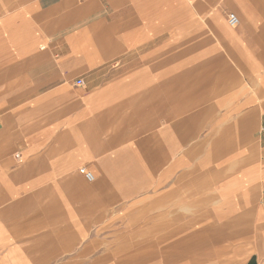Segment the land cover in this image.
Instances as JSON below:
<instances>
[{"label": "crops", "instance_id": "1", "mask_svg": "<svg viewBox=\"0 0 264 264\" xmlns=\"http://www.w3.org/2000/svg\"><path fill=\"white\" fill-rule=\"evenodd\" d=\"M135 213L264 264V0H0V264H143Z\"/></svg>", "mask_w": 264, "mask_h": 264}, {"label": "rangeland", "instance_id": "2", "mask_svg": "<svg viewBox=\"0 0 264 264\" xmlns=\"http://www.w3.org/2000/svg\"><path fill=\"white\" fill-rule=\"evenodd\" d=\"M196 186L198 189H203V182L198 181ZM117 217L112 225H108L109 229L101 231L102 233H108L107 236L112 240L114 237L117 241L114 243L117 254L120 255H132L136 256L137 259L143 260V264H169L172 263V257L168 254L169 246L172 238L179 239L181 241V254L185 253L186 242L189 234L195 232L196 229L202 228L204 225H155L154 219L151 217L154 215H148V225H142L140 228V216L138 214H127V215H116ZM109 219V217H108ZM105 223H107V220ZM104 223V222H103ZM101 224V225H105ZM25 232L29 230L25 228ZM23 232V230H22ZM101 233V234H102ZM141 238V239H140ZM113 239L112 241L116 240ZM172 243V242H171ZM164 244V245H163ZM212 246L210 241L205 242L204 240L197 239L191 247L192 255L201 254L206 257L210 256V250ZM123 264V261L120 260ZM75 264V263H68ZM77 264H83L78 262ZM137 264V263H136Z\"/></svg>", "mask_w": 264, "mask_h": 264}, {"label": "built area", "instance_id": "3", "mask_svg": "<svg viewBox=\"0 0 264 264\" xmlns=\"http://www.w3.org/2000/svg\"><path fill=\"white\" fill-rule=\"evenodd\" d=\"M228 24H229V26H231V27H236L237 25H238V20H237V18H236V16L234 15V14H229L228 15ZM77 86H80L81 84H82V82L81 81H76V83H75ZM79 173L81 174V175H83L84 176V178L87 180V181H92L93 180V177H92V174L91 173H89V172H87L85 169H80L79 170Z\"/></svg>", "mask_w": 264, "mask_h": 264}, {"label": "clouds", "instance_id": "4", "mask_svg": "<svg viewBox=\"0 0 264 264\" xmlns=\"http://www.w3.org/2000/svg\"><path fill=\"white\" fill-rule=\"evenodd\" d=\"M180 212L183 213L185 216H191L195 213V210L191 207H182Z\"/></svg>", "mask_w": 264, "mask_h": 264}]
</instances>
